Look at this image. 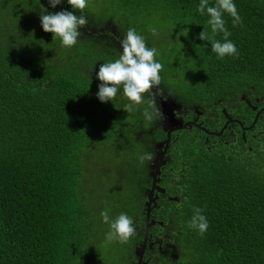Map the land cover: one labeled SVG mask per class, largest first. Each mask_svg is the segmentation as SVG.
I'll list each match as a JSON object with an SVG mask.
<instances>
[{
    "label": "trees",
    "instance_id": "obj_1",
    "mask_svg": "<svg viewBox=\"0 0 264 264\" xmlns=\"http://www.w3.org/2000/svg\"><path fill=\"white\" fill-rule=\"evenodd\" d=\"M96 3L80 13L67 0L55 8L49 0H0V264H75L84 253L94 225V207L85 194L90 152L107 138H133L141 123L136 110L123 109L129 101L122 89L113 101L96 95L99 67L119 58L129 28L142 36L136 25L149 29L156 20L191 32L195 48L185 61L187 78L177 99L205 128L219 130L224 112L248 126L259 108L248 91H264V0H234L241 26L234 27L224 13L239 56L223 60L210 42L199 39L203 29L212 34L209 16L197 12L200 0ZM215 3L209 0V6ZM42 5L48 12L85 16L88 23L74 47H63L59 37L53 40L43 30ZM213 38L224 42L222 33ZM161 122L160 110L147 131L141 127L152 139V155L154 130L159 140L165 138ZM190 127L192 133L186 128L171 133L170 156L157 177L172 195L175 187L167 181H175L177 172V201L158 193L151 217L160 222L148 228L154 244L143 264H264V111L251 128L242 130L232 121L220 136ZM196 207L209 222L203 236L188 227ZM143 220L142 209L133 224L134 245L143 237Z\"/></svg>",
    "mask_w": 264,
    "mask_h": 264
},
{
    "label": "rangeland",
    "instance_id": "obj_2",
    "mask_svg": "<svg viewBox=\"0 0 264 264\" xmlns=\"http://www.w3.org/2000/svg\"><path fill=\"white\" fill-rule=\"evenodd\" d=\"M96 4V0H90L91 6ZM149 26V29H147L138 23L136 29L143 31L142 36L149 48L155 47L157 49L156 59L163 65L160 73L162 82L159 86V93H163V98L169 99L175 106L176 118L179 122L195 120V114L184 113L187 107L177 99L178 92L187 78L185 67L188 65L185 61L189 57L191 47L195 48L194 43L191 41L193 35L181 25H177L176 28L169 24L150 20ZM150 28H155L158 35H153ZM110 61H114L113 58ZM152 91L154 93V90ZM248 93L252 94L255 105L264 106V91L258 89L256 91L252 87ZM152 96L153 94H145V101L153 99ZM145 107H147L146 103L136 109V115L140 118L141 123L134 130L135 135L133 138L126 136L119 141L107 138L99 142L97 146H93L90 152L87 160L90 189L86 188L85 194L91 199L94 207V225L93 231L89 233L84 244V253L79 256L75 264H132L133 256L138 252L133 244L135 235L125 244L106 242L105 235L109 231V225L102 222L100 213L107 209L112 219H115L121 213H126L132 217L133 224L140 220L144 204V189L149 185L147 174L151 172L148 171V165L151 162L153 163L160 151L157 144L164 140H159L157 130H154L153 136L150 134L154 140H157L155 143L156 152L151 162L146 160L141 165L138 156L151 153L150 144H153L152 139L142 133V126L147 131L152 125L143 116ZM164 124H166L165 120L158 126L162 128ZM185 128L187 133H192L190 126ZM139 130L142 136L138 135Z\"/></svg>",
    "mask_w": 264,
    "mask_h": 264
},
{
    "label": "clouds",
    "instance_id": "obj_3",
    "mask_svg": "<svg viewBox=\"0 0 264 264\" xmlns=\"http://www.w3.org/2000/svg\"><path fill=\"white\" fill-rule=\"evenodd\" d=\"M50 5L55 8L61 4L62 0H49ZM73 10L83 13L90 6V0H67ZM40 21L45 32L53 34V40L60 38L63 47L72 48L78 42L80 28L87 25L88 21L83 14L77 15L73 11L62 10L59 12H48L41 6ZM197 12L201 15L205 13L209 16L207 21L211 28V35L203 29L199 33V39L208 41L211 44V51L217 55L218 59L223 60L226 56L238 57L239 51L228 37L231 35L226 27L223 18L227 13L232 18L234 27L241 26L243 21L239 15L234 0H216L215 6H209V0H200ZM153 35H158L155 28H150ZM223 34V41L215 40L216 34ZM187 34V33H186ZM122 54L118 59L104 62L100 65L97 78L100 81L98 92L96 93L101 102L113 101L118 92L122 89L124 97L129 101L123 109L127 113L134 112L139 106L147 104L143 110V116L147 122L153 121L160 110L156 107L155 99L145 101V94H153V88L160 91L162 77L160 75L163 65L157 61L158 55L155 47L149 48L143 36L137 34L135 28H129L125 37L120 41ZM142 165L146 160H153L151 153H144L138 156ZM184 201L176 204L177 208H182ZM203 209L196 207L193 215L188 221V227L198 231L203 236L209 227V222ZM100 216L104 224L109 225V231L105 235L107 243L119 242L127 243L135 235L132 217L126 213L119 214L112 219L107 209L101 211Z\"/></svg>",
    "mask_w": 264,
    "mask_h": 264
},
{
    "label": "water",
    "instance_id": "obj_4",
    "mask_svg": "<svg viewBox=\"0 0 264 264\" xmlns=\"http://www.w3.org/2000/svg\"><path fill=\"white\" fill-rule=\"evenodd\" d=\"M156 99L159 103L161 113L164 117V120L166 121V124L163 125V130L165 131V138L163 141L159 142L157 144V148L160 150L157 156L155 157L153 163L151 164V172H150V178H151V183L149 186V191L147 194V199L145 201V210H144V226H143V237L141 241V245L139 247L138 252L136 253V264H142V258L144 254V249H145V244L148 236V228L149 226L153 223L149 220L150 218V212L152 209L153 204L155 203V196H153L155 189L161 191L162 189L160 188L159 185H157L158 181V174H159V169L162 164L168 159V155L166 154L168 144L171 138V133L183 129L188 126H194L201 131H203L207 135H215V136H220L224 129L227 127L228 123L234 121L238 123V125L241 127L242 130L249 129L251 128L254 123L256 122L259 114L264 111V106L259 107L255 115L253 117V120L250 125L244 126L243 123L236 119V118H231L228 116L227 113L224 112L225 114V121L223 125L219 128V130H209L205 128L203 125L200 123L196 122L195 120H190V121H185V122H179L176 118V111H175V106L170 102L169 99L163 98L159 92L156 91L155 88H153ZM255 109L256 107L253 106ZM244 133H242L243 135Z\"/></svg>",
    "mask_w": 264,
    "mask_h": 264
},
{
    "label": "flooded vegetation",
    "instance_id": "obj_5",
    "mask_svg": "<svg viewBox=\"0 0 264 264\" xmlns=\"http://www.w3.org/2000/svg\"><path fill=\"white\" fill-rule=\"evenodd\" d=\"M166 154L169 155V154H168V151H166ZM169 156H170V155H169ZM176 174H177V172H176ZM176 174L174 173L175 181H172V178H171L170 180L167 181V183H169V184H171L172 186L175 187V192H174V194H172V195H166V188H165V186L162 185V183L160 182V179H159V181L157 182V185H159L160 188H161L162 190L159 191V190H156V189H155L154 194H153V196H155V200L158 198V193H161L162 195H166V200H167V201H168V200H175V201H177V193H176V191H177V177H176ZM150 183H151V178H150ZM149 186H150V184H149ZM148 191H149V187H148V190H147L146 196H147V194H148ZM144 204H145V202H144ZM144 210H145V207H143V214H144ZM172 216H173V215L170 214V215L166 216V217L164 218V220H165V221L170 220V218H171ZM149 220H150L151 222H153V224H154L155 222H160L159 220H155V219H153V218L151 217V212H150V218H149ZM143 226H144V220H143ZM149 230H150V229H149ZM149 230H148V236H147V240H146V244H145L144 254H145L146 249L148 248V246H150V245L153 246V244H154V241H153L154 239H151V238H150V236H152V234L150 233ZM141 241H142V239L140 240V243H139L138 245H135V249H138V250H139V247H140V245H141ZM144 254H143V258H142V264H143V262H144ZM136 259H137V257H136ZM136 259H135L134 262L132 261V264H136Z\"/></svg>",
    "mask_w": 264,
    "mask_h": 264
}]
</instances>
